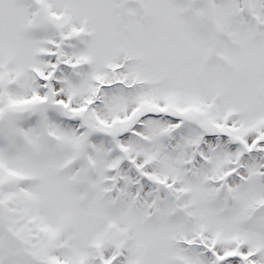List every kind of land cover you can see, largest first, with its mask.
I'll return each instance as SVG.
<instances>
[{"label": "snow or ice", "instance_id": "snow-or-ice-1", "mask_svg": "<svg viewBox=\"0 0 264 264\" xmlns=\"http://www.w3.org/2000/svg\"><path fill=\"white\" fill-rule=\"evenodd\" d=\"M0 264H264V0H0Z\"/></svg>", "mask_w": 264, "mask_h": 264}]
</instances>
